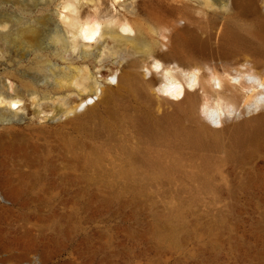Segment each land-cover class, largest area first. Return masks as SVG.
<instances>
[{"label": "rangeland", "instance_id": "obj_1", "mask_svg": "<svg viewBox=\"0 0 264 264\" xmlns=\"http://www.w3.org/2000/svg\"><path fill=\"white\" fill-rule=\"evenodd\" d=\"M62 1L0 0V94L16 90L20 99L16 115L0 111V264H264V131L209 136L200 131L212 127L200 89L174 109L176 100L162 102L146 83L160 68L134 66L91 119L66 123L80 83L85 92L114 85L108 72L135 53L100 47L76 57L55 48ZM79 1L80 12L122 11L115 2L123 0ZM127 1L156 12L144 16L138 40L152 47L165 42L159 33L174 14L213 49L221 30L235 27L201 71L227 90L241 81L231 78L235 69L264 82L259 18L207 10L200 0ZM27 29L29 41L20 37ZM206 51L191 43L183 58L200 63ZM254 90L235 93L241 117Z\"/></svg>", "mask_w": 264, "mask_h": 264}, {"label": "bare ground", "instance_id": "obj_2", "mask_svg": "<svg viewBox=\"0 0 264 264\" xmlns=\"http://www.w3.org/2000/svg\"><path fill=\"white\" fill-rule=\"evenodd\" d=\"M92 4L93 0H89ZM115 1V0H114ZM117 1V0H116ZM207 10H213L216 5L226 8L228 11L238 15L252 14L258 20V26H264L263 19L260 17L261 10L264 8V0H200ZM122 8H116L118 15H115L106 6H103V13L97 7L92 12H80L79 0H66L60 3L64 12L59 14L60 21L55 22V34L51 37V43L55 48L67 51H76L77 55L85 57L98 48L102 47L103 54H130L134 55L126 58L124 63L117 61L116 73L113 69L108 72L109 81L114 85L106 84L104 88L97 87L91 92H85L86 85L83 81L74 94V101L65 108V122H87L96 113L97 104L102 95L103 98L122 87L127 79L129 66L160 68V76H152L146 80L147 85L158 95L159 100L166 102L167 97L176 100L172 102V108H181L185 104H192L196 92L189 89L197 87L203 94L204 102L201 111L204 118L212 127L206 131L202 126L200 131L209 136L239 130L245 136H253L264 131V82L255 72H244L239 69L233 71L231 78L237 80L241 78L239 86L234 90H227L221 87L220 76L213 73H204L200 66L213 59L217 55V49H223L238 35L235 27L226 26L221 30V45L215 49L210 46L209 39L199 38L188 23H179L180 17L174 14L170 17V26L164 28L163 33H159L165 42L161 45L152 47L147 44L139 43L141 21L144 16L154 14L149 5H143L140 10H135L131 1L123 0L115 2ZM113 3V5H115ZM167 7V4H161ZM6 24L0 21V33H4ZM33 35L30 29L20 32V37L29 41ZM191 43H199L207 53L200 63L187 61L183 58L184 52ZM59 45V47H56ZM137 53V54H136ZM86 77L85 79H87ZM107 79V77H106ZM94 80L92 81V83ZM76 84V82H73ZM215 88H214V87ZM255 87L253 99L247 104L248 115L241 117L236 112L237 91ZM220 88V89H218ZM211 100V102L209 101ZM19 95L16 90L7 91L0 94V111L9 117L16 115L19 107ZM71 115V116H70ZM6 123L10 118H4ZM0 198L3 199L0 193Z\"/></svg>", "mask_w": 264, "mask_h": 264}]
</instances>
